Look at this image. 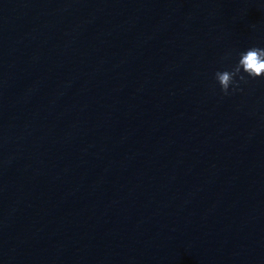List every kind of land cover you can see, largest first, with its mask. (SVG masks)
Returning a JSON list of instances; mask_svg holds the SVG:
<instances>
[{
	"label": "clouds",
	"instance_id": "1",
	"mask_svg": "<svg viewBox=\"0 0 264 264\" xmlns=\"http://www.w3.org/2000/svg\"><path fill=\"white\" fill-rule=\"evenodd\" d=\"M242 72L252 79L264 77V48L253 46L240 52L234 67L215 73V79L224 95L229 94L230 87L235 91L239 88V82L245 81Z\"/></svg>",
	"mask_w": 264,
	"mask_h": 264
}]
</instances>
